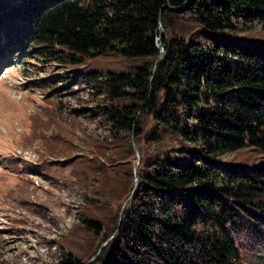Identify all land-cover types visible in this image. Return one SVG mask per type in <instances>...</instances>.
Wrapping results in <instances>:
<instances>
[{
	"label": "trees",
	"instance_id": "obj_1",
	"mask_svg": "<svg viewBox=\"0 0 264 264\" xmlns=\"http://www.w3.org/2000/svg\"><path fill=\"white\" fill-rule=\"evenodd\" d=\"M16 57L72 65L29 86L86 82L112 132L54 264H264V0H0V73Z\"/></svg>",
	"mask_w": 264,
	"mask_h": 264
},
{
	"label": "rangeland",
	"instance_id": "obj_2",
	"mask_svg": "<svg viewBox=\"0 0 264 264\" xmlns=\"http://www.w3.org/2000/svg\"><path fill=\"white\" fill-rule=\"evenodd\" d=\"M14 59L0 73V264H54L65 254V236L95 197L88 179L80 181L82 155L111 140L112 132L91 110L103 96L86 82L68 79L51 94L29 86L51 73L72 77V65L46 58ZM51 100L61 102L60 107ZM145 150L156 156L154 147ZM241 152L222 158L233 159ZM10 154L22 161L9 160ZM77 155L82 157L75 159ZM198 157L203 163L204 155ZM25 162L36 168L26 169Z\"/></svg>",
	"mask_w": 264,
	"mask_h": 264
},
{
	"label": "water",
	"instance_id": "obj_3",
	"mask_svg": "<svg viewBox=\"0 0 264 264\" xmlns=\"http://www.w3.org/2000/svg\"><path fill=\"white\" fill-rule=\"evenodd\" d=\"M162 50H163V47H162ZM136 167H135V170L137 171V168H138V165H139V163H140V156H139V154L137 155V159H136Z\"/></svg>",
	"mask_w": 264,
	"mask_h": 264
}]
</instances>
